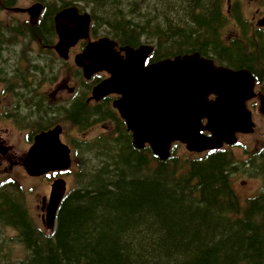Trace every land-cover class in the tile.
<instances>
[{"label": "trees", "instance_id": "trees-1", "mask_svg": "<svg viewBox=\"0 0 264 264\" xmlns=\"http://www.w3.org/2000/svg\"><path fill=\"white\" fill-rule=\"evenodd\" d=\"M182 1L142 5L132 22L121 15L122 0H91L117 32L115 41L130 47L143 45L148 35L161 41L151 62L196 48L205 53L206 36L224 19L223 0L189 7ZM228 61L245 62L235 53ZM74 105L87 113L84 129L107 120L115 122L116 132H107L97 155L101 160L86 183L61 202L54 231L35 223L14 196L16 191L22 199L13 179L0 186V224L14 227L25 258L29 253L26 264H264V193L240 199L230 180L236 169L231 153L163 162L149 148L134 147L109 99L93 110L80 100ZM259 157L264 166V153ZM75 174L80 184L86 180L83 170Z\"/></svg>", "mask_w": 264, "mask_h": 264}, {"label": "water", "instance_id": "water-1", "mask_svg": "<svg viewBox=\"0 0 264 264\" xmlns=\"http://www.w3.org/2000/svg\"><path fill=\"white\" fill-rule=\"evenodd\" d=\"M37 10V6H33L29 12L38 14ZM66 13L56 20L60 37L56 49L60 54L81 38L89 36L90 15H80L75 9ZM115 48L116 43L101 39L91 43L77 57L76 63L84 68L87 79L101 71L111 75L94 88L93 99L100 101L111 94L121 96L113 105L125 120L128 131L133 133L132 142L137 148L149 143L154 153L166 160L175 141L186 143L190 151L202 152L220 148L224 142L235 144L237 132L254 131L251 115L244 108L248 96L240 104L233 100L234 89L244 72L215 68L211 61L197 54L145 65L152 48L134 50L124 47L121 50L125 51V58ZM212 80L221 82L215 92L220 103L208 101V96L213 93ZM157 91H162L165 97L162 106H159ZM152 108L156 109L155 115L151 114ZM205 118L207 126L202 122ZM204 130L212 132L213 137L203 136ZM61 133V126H56L35 137L23 162L29 176L40 177L70 170L71 149L61 141ZM165 139L169 142L166 145L162 143ZM66 191L65 179L59 177L53 181L49 201L44 205V222L49 231L55 229L57 211Z\"/></svg>", "mask_w": 264, "mask_h": 264}, {"label": "rangeland", "instance_id": "rangeland-1", "mask_svg": "<svg viewBox=\"0 0 264 264\" xmlns=\"http://www.w3.org/2000/svg\"><path fill=\"white\" fill-rule=\"evenodd\" d=\"M50 1L55 4L57 0ZM153 1L154 0H140V4L131 6L130 2H136V0H122V9L120 11L121 15H124V18H128L130 21L134 22V14L139 11L142 5L147 4L151 7H155L157 5ZM194 2L196 4H201L203 3V0H192L188 3L182 1L181 3L184 6L189 7ZM17 3L23 6L27 5L29 0H17ZM231 3H233L235 11L240 12V15L245 19H251L252 16L261 17L264 14V0H231ZM79 5L82 8V11L91 13L92 17L95 19L94 29H97V36L93 35V37L114 41L115 39L113 36L114 33L117 32H113V28L105 24V21H109L104 17L105 12L101 11L100 8L98 9V7L91 2V0H80ZM223 5L226 8V0H223ZM235 6L237 7L235 8ZM239 9L241 10L239 11ZM223 11L226 12L225 10ZM3 19L7 22L5 24L6 26L18 22L12 17V15L0 12V20ZM239 29L240 28L234 25L231 21L222 30V35L231 38L237 37ZM4 34V37H2V35L0 37L3 39L12 38V33L9 31H5ZM147 38L150 41L148 39L143 40V45L151 47L160 46V40L152 38L150 35H148ZM52 41L55 43L57 40L53 38ZM29 46L30 42L28 40H21L17 43L15 46L17 52L9 51L8 45L3 46L2 50H4L6 63L3 75H0V81H3L6 77H14L15 71L20 67L18 58L20 55L22 59L26 58V54L30 51ZM30 52L37 59H54L58 64L53 70L54 101L52 120L64 126L65 137H63V139L71 141L74 138L81 137L83 133H86L87 140H93L96 138L93 146L92 143L86 141L84 147L80 149L76 148L73 151V174L63 175V178L68 183V191L70 192L72 189L76 187L80 188L86 183L88 175L93 172V167L101 160L97 157V155L99 154V151L102 152L104 149L102 141L108 134L107 132L113 130L116 124L115 122L104 120L103 122L93 123L87 128L82 129L75 126L72 122H66L63 119L65 117V110L63 108V100L61 96L64 92L63 90H60L61 86L68 84L70 88H73L75 90L73 97L78 96L79 98L84 94L88 97L91 96V92L93 93L92 81L84 80L81 70L74 63V58H72L69 62H64L51 50L38 45H34ZM39 65L44 69V71L31 72L29 79L31 86L36 83L37 78L43 83L46 81V63L45 61H42ZM25 66L21 70H26ZM211 85L213 93H215L221 86V82L214 83L212 80ZM45 87L49 88L50 84L47 82ZM68 95H71V93L67 92V96ZM218 103H220V97L218 99ZM89 108L90 110H93L95 107L90 106ZM16 121H11L9 118H5L4 120L0 118V137L6 141L8 145L12 146L14 152L17 154L16 157L18 158L21 154H25L24 156H26L30 142L28 134L31 129H29V126L32 122L25 117H20ZM19 121L22 124L18 123ZM33 123H35V126H38L41 123L40 117H38ZM256 123L257 127L255 128L253 134L241 137L242 139L240 142H242L243 146L234 148L231 152L236 169L230 175V180L233 184L234 190L237 192L242 201H246L247 198L264 192V166L260 161V157H257L259 154L258 152L264 149V114H262L261 111H259L256 116ZM114 131L116 132L115 129ZM235 135L239 134L236 133ZM176 156L179 161H183L185 163H188L186 162L188 159L196 158L194 155L189 154L185 147L181 146L177 149ZM81 170H83V177L81 179L86 180L80 184L79 177L76 176L75 173ZM6 179H13L16 182V185L19 186L22 193V199L20 194L16 191L13 193L14 196L27 207L28 211L34 218L35 223L40 226L44 232H47L44 226L45 224H43L42 220V215L44 214L42 206L44 198H49L51 185L54 179L50 178V180L47 181L42 178L31 177L26 174L20 164L12 165L10 162L4 161L0 168V186H2L3 183H6ZM16 238L17 232L13 228L6 226L4 223L0 224V264H26L29 253L27 252V257L25 258L26 254L23 250L25 247L19 242L18 238ZM7 255H9V258H7Z\"/></svg>", "mask_w": 264, "mask_h": 264}, {"label": "flooded vegetation", "instance_id": "flooded-vegetation-1", "mask_svg": "<svg viewBox=\"0 0 264 264\" xmlns=\"http://www.w3.org/2000/svg\"><path fill=\"white\" fill-rule=\"evenodd\" d=\"M79 3L80 0H57L55 4L50 0H29L27 5L22 6L17 3V0H0V12L12 15V17L18 21L17 23L6 26L5 24L7 22L4 19L0 20V36L2 35V37H4L5 31L12 33V38L3 39L0 37V75H3L6 63L4 50H2L3 46L8 45L9 51L17 52L15 46L21 40H28L30 42V51L33 49L34 45H38L51 50L64 62H69L74 58V63L76 65V57L85 51L90 42L98 40L93 37V35L97 36L93 31V21L91 19L90 37L80 40L78 43L70 46L66 52L60 54L56 50L59 36L55 27V18L60 15H67L66 12L73 9L77 10L78 14L81 15L89 14V12L82 11ZM33 6H37L38 8V14L33 12L34 18L38 17L36 21H33V15L29 12V9ZM240 10L241 9H239V11ZM225 15L228 17L227 13ZM232 22L234 25L238 24L240 26L237 37L231 38L222 35V30L228 23L224 24L221 30L213 27L212 31L215 34L211 35L207 41L205 55L197 48L193 49V54H198L201 58L204 57L213 61L215 66H224L236 71L243 70L249 72L251 74V76H249L252 77V83L254 82V94L251 96L252 98L249 99L248 104L251 106L253 113H258L261 98L264 96V14L261 17L252 16L251 19H245L241 16L240 19L234 18ZM53 38L57 40L55 43L52 41ZM120 48V46H117L118 50ZM30 51L26 54V58L24 59H22L21 55L19 56L18 63L20 67L15 71L14 77H6L3 81H0V118L3 120L9 118L11 121L15 122L20 117H25L32 122L29 126L31 130L28 134L30 140L28 149L34 142V137L39 133L49 131L56 126H61L57 125L59 123L52 120L54 101L53 70L58 64L54 59H37ZM232 53L237 55V59L241 57L245 62L243 61L241 63L242 65L230 63L228 61V55ZM121 54L124 55V52ZM42 61H45L47 66L46 81L43 83L37 78L36 83L31 86L29 82L31 72L44 71L39 65ZM24 66L26 70H21ZM79 69L84 77L83 69ZM101 75H104L105 78L109 77V75L105 73ZM101 80H98L96 84H99ZM47 82L50 84L49 88L45 87ZM60 90L64 92L61 96L63 108L65 110V117L63 119L66 122L72 121L75 126L84 129L87 113L85 111L78 112L74 110V103L80 100L84 106L98 107L103 100L101 102H89L91 96L86 97L85 94L79 98L78 96L73 97L75 90L70 88L68 84L62 85ZM67 92H70L71 95L67 96ZM119 97L120 96L117 94L109 96L108 99L111 100V105L115 100L119 99ZM214 98L213 95L209 96L211 102H213ZM113 110V113L120 118L118 112L115 109ZM38 117H40L41 123L35 126L33 122ZM74 118H77V120H74ZM120 120L122 121L121 118ZM18 123L22 124L20 121ZM62 134V141L71 148L72 152L76 148L80 149L84 147L86 141L90 143L95 142V139L87 140L86 133H83L81 137L74 138L71 141L63 139L65 134ZM24 155L25 154H21V156L17 158V154L14 152L12 146L8 145L6 141L0 137V168L4 161L10 162L12 165L20 164L22 166L25 158Z\"/></svg>", "mask_w": 264, "mask_h": 264}, {"label": "bare ground", "instance_id": "bare-ground-1", "mask_svg": "<svg viewBox=\"0 0 264 264\" xmlns=\"http://www.w3.org/2000/svg\"><path fill=\"white\" fill-rule=\"evenodd\" d=\"M33 21H36V20H33ZM131 48H133L134 50H138L140 48V46H138V47H131ZM205 68L208 69L207 67H205ZM248 83H249L248 78H247L246 75H244L243 78H242V80H241V82H238L237 85H236V87H235V89H234V97H233V100L236 101L238 104H240L242 102V100L245 97H247V88L246 87H247ZM155 94L158 96V99L160 101L159 106H162L163 104H165V97L162 95V91H157ZM155 113H156V109L155 108H152L151 114L155 115ZM135 120L138 121L137 118H135ZM130 133L132 135V140H133V133L132 132H130ZM161 137H164L163 134H162ZM162 143L164 145H166L169 142H168V140L165 139L164 142L162 141ZM134 147L137 150H142V149L145 148V147H143V148H137L135 145H134ZM152 153H153V155L155 157H157L159 159V157L154 153V151H152Z\"/></svg>", "mask_w": 264, "mask_h": 264}]
</instances>
